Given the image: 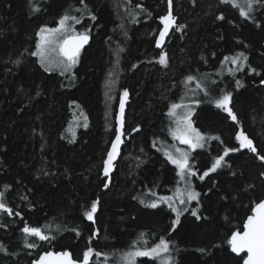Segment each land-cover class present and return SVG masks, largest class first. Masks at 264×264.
<instances>
[{"label": "trees", "instance_id": "1", "mask_svg": "<svg viewBox=\"0 0 264 264\" xmlns=\"http://www.w3.org/2000/svg\"><path fill=\"white\" fill-rule=\"evenodd\" d=\"M171 3L177 24L162 52L156 38L169 0H0V203L11 210L0 209V264H32L51 250L82 261L89 248V264H128L126 254L161 240L169 264H242L228 241L264 199V0L246 17L225 0ZM74 11L83 20L76 34L91 40L72 73L49 70L34 55L40 30ZM241 53L247 59L233 63ZM220 75L193 118L211 137L191 159L200 203L177 222L168 204L149 206L179 183L161 149L172 141L170 109L184 99L189 76L198 85ZM125 90L126 144L108 177L104 161ZM226 93L236 120L216 106ZM240 132L256 152L240 148ZM226 147L238 151L201 179Z\"/></svg>", "mask_w": 264, "mask_h": 264}, {"label": "snow or ice", "instance_id": "2", "mask_svg": "<svg viewBox=\"0 0 264 264\" xmlns=\"http://www.w3.org/2000/svg\"><path fill=\"white\" fill-rule=\"evenodd\" d=\"M171 2V0H169ZM225 2H231L233 3V6L238 7L240 10L241 16H248L249 12L252 10V6L254 3L259 2V0H245V6H240L239 3H237V0H225ZM220 19H223V16L219 17ZM70 18L66 15L60 20V27L56 29H45L41 28L39 35H41V45H38V47L47 48L51 46L52 41L48 38V36H45V33L48 34H55L59 33L62 30L66 28V22ZM74 19V18H73ZM93 19H95L93 17ZM161 21L163 23V30L160 32V38L157 40V45H161L164 41V37L168 33L169 29H171L175 24V17L171 15V12H169L168 15L161 17ZM78 22V21H77ZM88 42V36L87 34H79L71 36L69 39H65L63 42V46L61 47V53L66 58L67 64L65 67H70L72 64H75L77 62V57L79 56V51L83 47L84 44ZM41 55L42 63L44 62V59L46 58L44 55V51L34 53V55ZM243 57V59H247V57L243 56V53L240 54L239 57L232 58L233 63H237V61ZM225 59H228L227 57ZM166 54H161L160 56V63L164 64L166 63ZM231 71V70H230ZM194 79L193 77L189 76L188 80ZM239 83V82H238ZM128 96V92L125 90L123 93V97L120 101V116L118 117V120L120 121V128L117 129V133L115 136V140L112 142V148L108 152L107 159L104 161V175L108 176L109 172L112 170L113 167V161L115 160L116 156L119 152L120 144L122 143L121 137L123 135L122 129H123V112H124V104H125V98ZM231 99V93H226L223 95L220 99L216 100V106L223 108L226 112L229 113L231 118L233 120H236V116L232 113L231 108L228 106ZM181 105L173 104L172 108L170 109V115H175V109L180 108ZM191 113L189 112L188 115ZM184 127L183 129H180L178 127L177 129V138L181 140L182 143L189 145L191 148H198L203 147V144L201 141L203 140V136L196 130L193 129L191 126V121L188 120L187 116L183 118ZM87 127V123L84 125ZM176 133H174L175 135ZM237 140L240 141V148H247L252 152H256V148L253 145L252 140H250L243 132H240L237 134L236 137ZM238 151V149L235 148H225L224 154L222 156H219L215 159L213 162L211 168L204 173V176H207L209 172H214L217 168L221 167L224 162L225 156H227L230 152ZM177 152L179 153L178 156H172L169 154V159L171 162L175 165H177L179 169V175L181 178H185V175H194L192 172V169L189 166V153L184 152L183 150L177 149ZM261 160H264V156L259 157ZM204 177L201 176V179ZM108 185L105 184V187ZM198 193L189 191L187 193V198L189 201L195 200L198 197ZM164 200H170L171 198L165 197L162 198ZM181 203H184V200L180 201ZM97 204L98 202H93L91 205V208L89 211L85 212V216L88 220H93L94 214L97 211ZM150 207H157L156 202H152ZM171 207V205H169ZM0 209L6 210L11 214L10 209H6V206L2 203H0ZM175 211V209H173ZM252 215H250L247 218V222L244 225V231L243 232H234L231 236V239L228 241V243L231 246V249L235 253H241L246 251L247 252V258L244 259V264H264V201H260L255 205V207L252 209ZM193 215H196L195 211H193ZM177 222H179V213H177ZM24 232L28 233L29 235H35L38 236L41 240H47L48 237L44 235L39 228H30L25 227ZM29 247H34V245H29ZM168 251V241L161 240L158 245H156L154 248L141 251L136 250L135 252L128 253V264H133L132 258L136 256H158L161 252H167ZM93 253V249L89 248L87 251L84 252L83 260L79 262V264H89V259ZM99 255V253H97ZM35 264H78L77 261H74L70 257V253L68 252H62V253H52L47 252L43 256L40 257L38 261L35 262Z\"/></svg>", "mask_w": 264, "mask_h": 264}, {"label": "rangeland", "instance_id": "3", "mask_svg": "<svg viewBox=\"0 0 264 264\" xmlns=\"http://www.w3.org/2000/svg\"><path fill=\"white\" fill-rule=\"evenodd\" d=\"M237 3H239L240 6H242V7L245 6V0H237ZM67 16L70 19L66 22V28L64 30H62L59 33H55V34H48V33L44 34L45 36H48V38L52 41L51 46L47 47V48L37 47V50H36V53L41 52L42 50L44 51V55L46 58L44 59L43 65L47 69L56 70V71H59L62 73H72L75 66L78 64L79 58L77 57V62L75 64H72L70 67L66 68L65 65L67 64V60L61 53V47L63 46L64 40L68 36L76 34V27L83 21L80 19L79 16H77L76 11L70 12V14H68ZM59 27H60V23L58 26H56L54 28H45V29H56ZM38 45H41V35H40ZM37 56L39 57L40 61L42 62L41 55L37 54ZM222 77L223 76L220 75L219 77H210L207 79L201 78L200 82H198V85H197L195 79L188 80V82L186 84V93L183 96L184 99L181 100L177 104V105H181V107L175 109V113H176L175 115H171L172 124H173V127L171 129L172 141L162 143L161 149H162L163 153L167 156L168 159H169V154H171L172 156H178L179 155V153L177 152V149H180V150H183L184 152L189 153V157H188L189 166L192 169V172L194 173V175H187L186 174L185 178H183V179L179 175V183L176 186V190L173 193H171L170 195L160 196L155 201L157 203V205L160 203L171 205V207H173V209H175L176 215H177V213H179V217L183 214V212L189 210L190 208H192V209L197 208L199 203H200V201H199L200 193L195 188V183H196L195 177L200 176V174L195 169L192 168L191 159L197 150L206 147V145L209 143L211 137L208 136L207 134L201 132L196 127L193 118H194V114L196 113L197 107L200 104V97L202 95L208 94L209 86L215 84ZM194 91H195V93H194ZM195 94H196V97H194ZM197 96H198V100H197ZM189 112L191 113L190 115H188ZM186 116H187L188 120L191 121L192 128L196 129L203 136V140L201 141V143L203 144V147L191 148L189 145L182 143L181 140L177 138V135H178L177 129H178V127L180 129H183V127H184L183 118ZM77 122L78 123L80 122V118H78V121L77 120L75 121L74 127L77 126ZM174 133H176V134L174 135ZM253 145H254V143H253ZM176 167H177V165H176ZM178 172H179V169H178ZM203 177H204V175H203ZM189 191H193V192L198 193L199 195H198L197 199L189 201L187 198V193ZM165 197H168L171 199L170 200L162 199ZM181 200H184L185 202L181 203L180 202ZM144 251H146V250H144ZM168 252H169V249L167 252H161L158 256L150 255L149 257H152V258L163 257L162 258V264H169V262H170L169 257L170 256L168 255ZM125 257H127V255ZM138 257L139 256L132 258L133 264Z\"/></svg>", "mask_w": 264, "mask_h": 264}, {"label": "water", "instance_id": "4", "mask_svg": "<svg viewBox=\"0 0 264 264\" xmlns=\"http://www.w3.org/2000/svg\"><path fill=\"white\" fill-rule=\"evenodd\" d=\"M169 12H171V15H172L173 17H175V16H174V8H173V4H172L171 2H170V4H169V11H168L167 15L169 14ZM176 24H177V21H176V19H175V24H174V26H173L171 29H169L168 33H167L166 36L164 37V41H163V43H162L161 45L158 46V45H157V40L160 38V32L163 30V26H162V28H161V30L159 31V33H158V35H157V38H156V48H157L158 50H161L162 52L165 51V47H166L167 41H168V39L170 38L171 34L173 33V31H174V29H175V27H176ZM74 35H79V34H74ZM74 35H70V36H68L66 39H69L71 36H74ZM87 36H88V42H87L86 44L83 45V47H82V48L80 49V51H79V54L83 51V49L89 44V42H90V40H91V36H90L89 34H87ZM120 101H121V100H120ZM127 106H128V99L125 98L124 112H123V129H122L123 135H122V137H121L122 143L120 144L118 155L116 156L115 160L113 161V167H112V170L109 172L108 177H111V176L115 173L116 168H117V164L119 163V161H120V159H121V156H122L123 148H124V146H125V144H126V140H125V137H126L125 127H126V112H127ZM119 116H120V102H119V105H118V112H117V117H116V133H117V129L120 128V121L118 120V117H119ZM115 136H116V134H115ZM114 140H115V137H114V139L112 140V142H113ZM112 142H111V145H110L109 151H110L111 148H112ZM109 151H108V152H109ZM107 155H108V153H107ZM106 159H107V156H106L105 160H106ZM260 201H264V199H262V200H260ZM260 201H259V202H260ZM259 202H257V203H259ZM257 203H256V204H257ZM256 204H255V205H256ZM255 205L253 206V208L255 207ZM253 208H252V209H253ZM252 214H253V213H252V211H251V213L248 215V217H249L250 215H252ZM248 217H247V218H248ZM247 218L245 219L244 225H245V223L247 222ZM244 225H243V230H242V231H239V232H243V231H244ZM235 232H237V231H235ZM230 239H231V238H230ZM231 250H232V249H231ZM47 252H52V253L68 252V253H70V257H71L72 260L77 261L78 264H79V262H81L80 260L74 258L72 252L69 251V250H59V251L51 250V251H45V252L41 253V254L39 255V257H38V258H37L32 264H35V262L38 261V260L40 259V257L43 256V255H44L45 253H47ZM232 252H233V251H232ZM233 253H234L235 255H237V256L244 255V256H245L244 259L247 258V252H246V251L241 252V253H235V252H233ZM244 259H243L242 264H244Z\"/></svg>", "mask_w": 264, "mask_h": 264}, {"label": "bare ground", "instance_id": "5", "mask_svg": "<svg viewBox=\"0 0 264 264\" xmlns=\"http://www.w3.org/2000/svg\"><path fill=\"white\" fill-rule=\"evenodd\" d=\"M247 217H248V216H247ZM244 222H245V221H244ZM243 225H244V224H243ZM242 230H243V228H242ZM242 230H241V231H242ZM244 257H245V256H244Z\"/></svg>", "mask_w": 264, "mask_h": 264}, {"label": "flooded vegetation", "instance_id": "6", "mask_svg": "<svg viewBox=\"0 0 264 264\" xmlns=\"http://www.w3.org/2000/svg\"><path fill=\"white\" fill-rule=\"evenodd\" d=\"M250 139V138H249ZM252 140V139H251ZM252 142H253V140H252Z\"/></svg>", "mask_w": 264, "mask_h": 264}]
</instances>
